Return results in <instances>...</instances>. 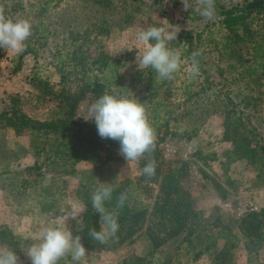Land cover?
<instances>
[{
    "label": "rangeland",
    "instance_id": "obj_1",
    "mask_svg": "<svg viewBox=\"0 0 264 264\" xmlns=\"http://www.w3.org/2000/svg\"><path fill=\"white\" fill-rule=\"evenodd\" d=\"M243 1L214 0V18L206 20L196 11L198 0H189L188 11L182 0H0V15L6 20H27L32 26L23 51L0 48V113L9 116L16 111L38 122L61 119L57 109L61 99L54 94L61 85L79 84L82 75L97 76L102 57L119 61L116 71L122 84L130 87L129 72L140 69L145 50L138 41L140 31L160 27L165 35L177 33L167 41L168 48L180 56L173 79H159L146 89L143 83H133L128 91L143 105L147 120H151L147 108H154L159 152L155 165L161 171L181 168L179 184L188 191L189 211L195 213L176 238L152 250L142 235L156 230L153 224L159 218L154 219L151 208L157 187L137 181L143 175L138 161L128 162L120 151L103 145L95 151L99 161H81L70 173L64 157L50 151L52 131L35 137L23 128L15 132L0 118V248L15 251L19 264H31L27 249L40 242L44 228L58 227L75 236L85 227L81 197L112 182L131 181L137 185L128 204L144 212L143 222L131 230L127 223L120 225L114 236L100 243L89 237L91 229L101 230L96 215L79 235L85 233L81 237L84 264H127L133 257H139L140 264H214L222 241L214 239L215 249L209 252L197 245L205 236L212 242L217 231L225 228L236 234L231 263L245 264L244 244L250 247L247 241L253 238L245 236L239 220L250 211L264 210V58L254 60L250 50L253 43L264 42V13L250 15L244 27L235 31L236 39L215 15L216 5ZM187 34L192 50L185 53ZM196 51L199 74L193 77L190 69ZM205 74L213 85L202 82ZM184 87L188 100L183 98ZM91 105L89 96L77 103L76 123L86 121ZM240 144H247L252 152L224 165L222 154L231 149L241 153ZM195 151L215 158L201 165ZM216 185L224 192L222 198ZM108 213L114 216L113 210ZM164 229L167 233L169 225ZM191 232L194 244L187 246L182 238ZM62 259L70 264V257ZM256 261L264 264V245Z\"/></svg>",
    "mask_w": 264,
    "mask_h": 264
},
{
    "label": "trees",
    "instance_id": "obj_2",
    "mask_svg": "<svg viewBox=\"0 0 264 264\" xmlns=\"http://www.w3.org/2000/svg\"><path fill=\"white\" fill-rule=\"evenodd\" d=\"M138 0H128L129 3H135ZM216 17L220 20V25L225 31L235 33L236 30L242 29L244 27V22L250 15H258L264 13V0H244L242 3H238L231 6L216 5ZM189 38L187 42V50H192V38L187 34L185 35ZM234 39L239 38L235 33L232 35ZM239 40V39H238ZM189 48V49H188ZM251 54L254 60L264 58V42L263 43H253L251 45ZM192 52V51H191ZM99 72L97 76L82 75L79 80V84L73 87H64L61 85V90H59L54 97L60 98L61 101L57 104V109H59L58 114L61 115V119L57 121H44L38 122L33 121L21 113L16 111H11L9 116L6 112L0 113V118H3L6 125L13 129L15 132L20 129H25L29 134L39 136L41 132L47 134V130L52 131L55 136L50 144V151H53L54 156L60 155L64 157L65 162L70 166V173L73 171L72 167L75 164L80 163L85 160L99 161L100 159L95 155V151L101 148L103 145H107L109 148H114L119 150V143L111 139H101L97 134V129L95 123L91 120H86L81 123H76L74 121L75 111L77 109V103L82 100L83 97L89 96L91 103L93 104L99 97L103 94L114 95L117 98L132 99L129 95L128 89H130L133 83H143V88L146 89L152 84L159 81L158 74L152 69H136L129 72V85L124 86L120 80L116 69L120 67V63L115 59H105L101 58ZM64 75H61V83L64 82ZM206 85H213L210 83L208 76L202 80ZM201 92V91H199ZM189 93L187 88H183V98L188 100ZM228 104L232 109L234 105L231 101L226 98ZM16 104V101H12ZM155 105V103H154ZM154 108H147L151 116V120H148L149 125L153 130L156 129V118L153 117ZM78 134V135H77ZM80 134V135H79ZM158 138V133H156ZM242 150L241 153H237V149H231L222 154L227 165L235 160H241L246 158V154L251 153L247 144H240ZM195 159L201 161V165H204L206 161L215 158L214 154L205 155L200 151H195ZM159 158V152L157 151V143L154 142V149L145 153L141 157L139 162V167L143 169L147 163L150 161L157 162ZM225 171V170H224ZM202 176H205L202 171H199ZM183 179V172L181 168L165 169L163 171L159 170L157 165H155V174L151 177L143 174L137 181H146L156 185L157 195L155 197L153 206L151 208L153 212V217L157 216L159 219L157 223L155 222L153 226L156 230H149L147 233H143L142 236L146 237L148 242L151 244L152 250L158 248V246L165 243L171 238H176L182 230L185 229L187 221L195 219V213L189 211L190 195L186 189L180 186V181ZM136 182L122 181V182H112L106 187H111L113 189L112 196L109 200L104 202V208L106 213L110 210L114 211V217L117 218L119 226L125 223L129 224L126 227L131 230L133 225L137 222H143L144 212L136 211L134 207H129L128 200L131 197L132 190H135ZM221 193L220 197L224 195L223 190L219 185L215 186V191ZM123 192L126 195L127 203L124 202L123 207H118L119 194ZM223 194V195H222ZM92 195L87 197H81L85 211L81 218V224H85V227L81 231L76 232L75 235H80L83 231L87 230L91 224V220L95 219L99 215L96 210L92 207L91 203ZM140 220V221H139ZM158 224V226H157ZM169 225V230L165 233L166 226ZM239 225L246 232V237L253 238L252 241H247L244 244V250L246 252L245 264H261L256 261L257 252L263 248L264 237L262 232L264 230V210L260 209L257 212L250 211L246 213L240 220ZM157 227H162V231ZM146 232V231H145ZM85 233L81 236L83 237ZM192 232L190 234L185 233L182 240L191 246L193 243V238L191 239ZM236 234L232 232L231 228L220 229L217 231L215 236L212 237V242L208 243L210 236H205L203 241L197 245L202 249L203 252H209L215 249L214 239L221 240L222 246L220 249L215 250V262L214 264H233L231 263L230 251L234 249L233 241L235 240ZM198 236H195V239ZM201 240V239H200ZM195 246L192 247L194 249ZM188 252V251H187ZM192 260H195L193 257ZM141 259L139 257H133L132 261L127 264H140ZM61 264H64L63 259H61Z\"/></svg>",
    "mask_w": 264,
    "mask_h": 264
},
{
    "label": "clouds",
    "instance_id": "obj_3",
    "mask_svg": "<svg viewBox=\"0 0 264 264\" xmlns=\"http://www.w3.org/2000/svg\"><path fill=\"white\" fill-rule=\"evenodd\" d=\"M198 3L200 7L196 11L206 20L213 19L214 0H198ZM182 4L184 10L188 11L189 0H182ZM31 28L27 20L14 22L0 15V48L20 53L24 49V42L32 34ZM176 36L177 33L165 35L164 29L160 27L140 31L138 41L145 46V50L139 59V68L154 70L162 80L173 79V75L180 68V56L168 48L167 41L173 40ZM199 55V51L192 53L190 75L193 77L199 74L196 60ZM85 120L95 123L101 139L117 141L120 154L128 162L138 161L145 153L154 149V130L148 123L143 105L135 99L103 94L90 106ZM142 173L149 177L153 176L154 161L147 163ZM112 192L111 187H101L91 197L92 207L100 215L101 230L91 229L89 237L100 243L106 242L109 236H114L119 230L117 218L106 213L104 208V202L111 198ZM125 199V193L121 192L117 206L123 207ZM26 255L30 258L31 264H58L62 258L68 257L70 264H84L86 249L81 242V236H74L71 231L58 227H46L41 231L40 242L29 246ZM0 264H19V258L15 251L0 248Z\"/></svg>",
    "mask_w": 264,
    "mask_h": 264
},
{
    "label": "crops",
    "instance_id": "obj_4",
    "mask_svg": "<svg viewBox=\"0 0 264 264\" xmlns=\"http://www.w3.org/2000/svg\"><path fill=\"white\" fill-rule=\"evenodd\" d=\"M220 248H221V247H220ZM220 248H219V249H220Z\"/></svg>",
    "mask_w": 264,
    "mask_h": 264
}]
</instances>
